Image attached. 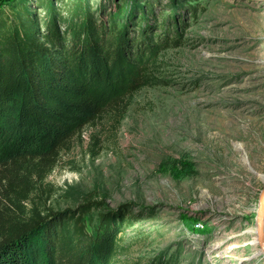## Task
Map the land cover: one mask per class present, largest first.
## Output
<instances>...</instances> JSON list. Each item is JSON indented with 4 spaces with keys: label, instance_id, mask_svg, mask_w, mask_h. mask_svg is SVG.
Listing matches in <instances>:
<instances>
[{
    "label": "rangeland",
    "instance_id": "1",
    "mask_svg": "<svg viewBox=\"0 0 264 264\" xmlns=\"http://www.w3.org/2000/svg\"><path fill=\"white\" fill-rule=\"evenodd\" d=\"M78 4L96 22L125 28L139 17L171 35L179 17L183 45L160 53L163 85L142 89L120 123L106 115L62 152L27 217L91 200L101 206L85 216L87 229L115 213L131 260L264 264V0H0V18L28 15L43 32L46 7L67 18Z\"/></svg>",
    "mask_w": 264,
    "mask_h": 264
},
{
    "label": "trees",
    "instance_id": "2",
    "mask_svg": "<svg viewBox=\"0 0 264 264\" xmlns=\"http://www.w3.org/2000/svg\"><path fill=\"white\" fill-rule=\"evenodd\" d=\"M46 10L43 32L28 15L0 18V264H147L128 258L115 213L87 229L99 203L32 217L25 209L87 127L106 115L120 123L138 92L163 85L158 58L183 45L181 19L171 35L139 17L125 28L96 22L81 4L67 18Z\"/></svg>",
    "mask_w": 264,
    "mask_h": 264
},
{
    "label": "water",
    "instance_id": "3",
    "mask_svg": "<svg viewBox=\"0 0 264 264\" xmlns=\"http://www.w3.org/2000/svg\"><path fill=\"white\" fill-rule=\"evenodd\" d=\"M257 222H258V229H257L258 242L261 248L264 250V190L260 198Z\"/></svg>",
    "mask_w": 264,
    "mask_h": 264
}]
</instances>
